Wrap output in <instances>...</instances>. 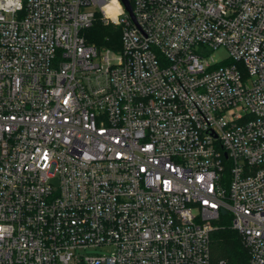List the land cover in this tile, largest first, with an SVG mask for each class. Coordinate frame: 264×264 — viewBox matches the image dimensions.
I'll use <instances>...</instances> for the list:
<instances>
[{
	"label": "built area",
	"instance_id": "obj_1",
	"mask_svg": "<svg viewBox=\"0 0 264 264\" xmlns=\"http://www.w3.org/2000/svg\"><path fill=\"white\" fill-rule=\"evenodd\" d=\"M129 1L0 0V264H264V0Z\"/></svg>",
	"mask_w": 264,
	"mask_h": 264
},
{
	"label": "trees",
	"instance_id": "obj_2",
	"mask_svg": "<svg viewBox=\"0 0 264 264\" xmlns=\"http://www.w3.org/2000/svg\"><path fill=\"white\" fill-rule=\"evenodd\" d=\"M121 34V25L107 24L100 16L85 31L88 41L113 50L121 49ZM216 224L211 240L212 264H249L248 249L238 231L231 227V220L224 217Z\"/></svg>",
	"mask_w": 264,
	"mask_h": 264
},
{
	"label": "rangeland",
	"instance_id": "obj_3",
	"mask_svg": "<svg viewBox=\"0 0 264 264\" xmlns=\"http://www.w3.org/2000/svg\"><path fill=\"white\" fill-rule=\"evenodd\" d=\"M213 56L217 61L225 60L228 57V52L225 48H220V49L214 51ZM80 252H81V254H84V255H86V254H91V255L108 254L111 252V248H109V247H97V248L92 247V248H88L86 250H81Z\"/></svg>",
	"mask_w": 264,
	"mask_h": 264
},
{
	"label": "water",
	"instance_id": "obj_4",
	"mask_svg": "<svg viewBox=\"0 0 264 264\" xmlns=\"http://www.w3.org/2000/svg\"><path fill=\"white\" fill-rule=\"evenodd\" d=\"M122 2L124 3L126 9L130 12L132 17L134 18V15L132 13V7H131V4H130V1L129 0H122Z\"/></svg>",
	"mask_w": 264,
	"mask_h": 264
},
{
	"label": "clouds",
	"instance_id": "obj_5",
	"mask_svg": "<svg viewBox=\"0 0 264 264\" xmlns=\"http://www.w3.org/2000/svg\"><path fill=\"white\" fill-rule=\"evenodd\" d=\"M17 6H18V7L21 6V5L19 4V0H17ZM2 235H3V232L0 231V238H2Z\"/></svg>",
	"mask_w": 264,
	"mask_h": 264
}]
</instances>
